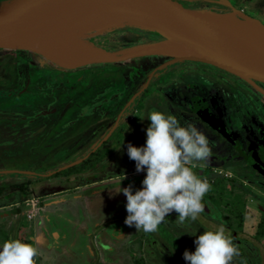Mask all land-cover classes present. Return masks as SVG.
<instances>
[{"label":"rangeland","instance_id":"1","mask_svg":"<svg viewBox=\"0 0 264 264\" xmlns=\"http://www.w3.org/2000/svg\"><path fill=\"white\" fill-rule=\"evenodd\" d=\"M4 1L0 0V5ZM166 1L192 9L238 11V14L250 15L264 24V0ZM161 38L152 28L138 25L99 36L110 50L150 44ZM142 56L145 55L128 60L134 61ZM129 63L120 59L64 68L31 49L0 48V170L4 169L0 171V243L8 239L32 243L36 248L34 264H88L93 259L99 264H186L182 253L185 249L194 250L195 235L222 224L225 234L231 238L237 220L233 217L234 209H239L243 214L241 227L248 233L238 235L239 245L245 252L239 254L233 245L236 253L229 264H247L246 259L252 264H264V236H254L260 217H264V183L257 182L255 173L244 175L243 166L229 159L217 161V164L206 162L213 173L207 176L210 189L205 194H211L219 202H212V215L186 219L184 223H180L175 215L173 223L162 222L167 225L164 228L166 233L159 237L155 231L145 232L127 225L121 239L95 236L93 255L86 247L80 252L73 246L77 241L76 230L72 227V220H75L73 209H81L85 215L93 214L91 220L98 225L97 233V230H103V224H107L109 212L106 211L114 208V201L105 200L109 194L104 188L95 194L93 201L80 196L73 199V191L84 187L82 184L87 173H79L77 179L72 174L73 168L69 164L76 158L72 136L77 130H84L83 134L88 135L89 123L104 118L106 113L118 111L132 92L145 83L147 70L143 68H138L140 78L130 82L129 70L133 68ZM214 70L212 65L200 60L172 61L155 73L156 79L150 85L155 88H150L152 92L147 94L144 102L147 106L165 102L169 93L175 103L190 107L193 99L189 100L188 94H193L200 104L198 108H201L200 97L204 95L201 88L188 89L187 85L191 81L212 84L210 76ZM221 87L228 102H235L234 97L240 104L264 100L259 99V96L264 97L262 92L236 75L223 72ZM107 102L116 104L109 110L105 106ZM253 108L256 107L252 106L251 110L248 107V113ZM174 112L178 119L182 117L178 109ZM244 113L247 115L245 109ZM126 114L132 122L144 117L145 111L129 109ZM231 122L234 121L229 124ZM234 123V126L238 125V121ZM80 140L85 141L84 137ZM144 142L132 144L140 146ZM128 143L125 141L121 149H126ZM249 153L257 158L254 149L251 148ZM126 159L128 169L135 168V162L127 153ZM194 163L196 165L199 161ZM216 174L220 178H212ZM114 191L117 189H110V193ZM121 196V201H126L123 193ZM76 229L82 232L85 226L81 223ZM193 231L194 235L188 234Z\"/></svg>","mask_w":264,"mask_h":264},{"label":"flooded vegetation","instance_id":"2","mask_svg":"<svg viewBox=\"0 0 264 264\" xmlns=\"http://www.w3.org/2000/svg\"><path fill=\"white\" fill-rule=\"evenodd\" d=\"M128 59L126 60L130 62L129 64L131 65V68H133V70H129L128 79L130 82H135L137 78H140L141 71H139L138 68H143L147 70L144 77L145 83L132 92L129 98L120 105L118 111L113 112L112 114L106 113L104 118L89 123L87 126L89 129L88 135L85 136L83 134L84 130H81L82 132L77 130L72 136V141L74 143L73 150L76 154V158L69 164L73 168L72 174H75L77 179L79 173H87V179L82 184L84 187H80V189L73 191V199H78L80 196L84 198L88 197L93 201L95 194L101 192L102 188H104L106 193L109 194L105 200L111 201V199H113L114 201V204H112L114 208L106 211L107 213L109 212L107 221H105L107 224H103V230H97V233L96 229L98 225L91 220L94 219V215L90 213L85 215L81 209H73L75 212V215H73L75 220H72V227L76 230L74 232L77 238V241L73 246L80 252L83 247H86L92 255L95 251V236L99 238L100 236L101 238L105 236L110 237L113 240H118L123 237L126 232V227L129 225L124 222L126 217L124 211L126 210V201H121L122 196L120 197V195L123 193L121 192V188L131 185L135 190L141 187V180L145 173L142 171L136 172L135 168L131 170L130 168L128 169V166H126V164H129L126 159L127 152L126 149H121V147L125 141H128L131 144L135 143V145L138 143L142 144V141L145 140V128L148 123H150L146 118L147 112L150 110L155 109L161 112L166 110V114L170 113L175 115L174 111L175 109H178L179 114H182V117L179 118L182 124L185 121L193 122L205 134L211 148L210 156L205 161H199L196 165H194L195 163L191 165L201 177L207 178L210 173H213V170L208 169L206 165L208 160L217 164V161L229 159L232 161L234 160L233 162H235V164H241V166H243L242 171L245 172L244 175L255 173V175L258 176L257 182L264 183V100L261 102L259 101L260 103L249 101L250 104L247 102L240 104L238 99L234 97L236 100L235 102H228L227 97H224L222 94V75L223 72L232 76H234V74L212 65L215 68L210 76L212 84H196L191 81L187 85L188 87L186 86L188 89L194 88L195 86L201 88L204 93V95L201 94L200 97V101L203 102L201 108H198L200 104L197 102L198 100L193 94H190V96L188 94L189 100L193 99L190 107H188V105L181 107L179 103H175L174 100H171V95L167 92V96H164L167 101L156 102L153 106H147L144 99L147 98V94L152 92L150 91V88H155L154 85L150 86L153 80L156 79L154 75L159 69L155 68L164 61H167L169 57L150 54L139 57L137 60L132 58L134 61ZM262 87L264 88V85H262ZM237 90H239V88H236V91ZM230 94L233 95L232 92H230ZM260 97L264 99L263 96H259V99ZM115 104L116 103L114 102H107L105 106L110 110ZM252 106L256 108H253L252 111L248 113V107L250 109ZM129 109H134L136 111L143 109L145 115L144 117L130 122L131 117L129 118L126 114ZM244 109L247 111V115L244 113ZM205 117L214 122L217 128L210 124ZM230 121H236V123L238 121V125L234 126V122H231V125L229 124ZM221 130H224L226 134ZM80 137H84V143L80 140ZM251 148L254 149L257 158H254V156L249 153ZM208 166L214 168L213 165ZM237 169L239 168L237 167ZM0 171H4V169H1ZM98 171L100 174L97 176L99 173ZM217 176L219 177L220 175L216 174L214 177L212 176V178L217 179ZM248 184L250 185L249 182ZM112 188H116L117 191L110 193V189ZM214 199L215 198L212 197L211 194L204 195L203 201L205 204V210L203 213L198 214V217L205 218L207 215L213 214L214 210L212 202L215 204L219 203L217 199ZM234 210L235 213L232 215L234 219L237 220L236 226L232 227L231 241L232 244L236 246L238 253L244 254L243 252H245V250L239 245L240 239H238V235L239 233H244L246 235L248 233H246L247 231L241 227L243 214L240 213L239 209ZM175 215H177L175 211L166 214V218L162 222H166V224L167 222L173 223L175 219L173 217ZM262 220H264L263 216L260 217L259 223ZM162 222L158 225V228L155 231L157 232L158 237L161 233H166L164 228L167 225H164ZM81 223L85 226V231L82 232L76 229ZM258 225L254 232V236H256ZM177 255L180 256V253H177ZM246 263L252 264L248 259H246ZM88 264L99 263L93 259ZM186 264H188L187 261Z\"/></svg>","mask_w":264,"mask_h":264},{"label":"clouds","instance_id":"3","mask_svg":"<svg viewBox=\"0 0 264 264\" xmlns=\"http://www.w3.org/2000/svg\"><path fill=\"white\" fill-rule=\"evenodd\" d=\"M146 118L145 142L126 145V152L135 162L136 172L145 173L141 187L121 188L126 203L124 222L145 232H154L175 211L184 223L194 220L205 210L203 197L210 189L206 177L191 166L209 158L211 148L205 134L190 121L183 124L173 114L150 110ZM194 235L195 231L188 233ZM193 251L185 249L183 259L189 264H229L236 249L225 234L224 225L195 235ZM36 248L32 243L8 239L0 243V264H34Z\"/></svg>","mask_w":264,"mask_h":264},{"label":"bare ground","instance_id":"4","mask_svg":"<svg viewBox=\"0 0 264 264\" xmlns=\"http://www.w3.org/2000/svg\"><path fill=\"white\" fill-rule=\"evenodd\" d=\"M196 11L234 48L264 59V28L255 17L206 8ZM131 25L155 29L146 19L121 10L108 0H80L62 14L22 30L11 41L64 68L102 62L134 50L175 58H198L196 53L173 41L110 50L99 39L100 35Z\"/></svg>","mask_w":264,"mask_h":264},{"label":"water","instance_id":"5","mask_svg":"<svg viewBox=\"0 0 264 264\" xmlns=\"http://www.w3.org/2000/svg\"><path fill=\"white\" fill-rule=\"evenodd\" d=\"M78 1L80 0H9L0 8V48H26L14 44L11 40L22 30L62 14ZM108 1L121 10L146 19L155 28L153 30L162 38L150 44L173 41L196 53L198 58L193 60L206 62L241 77L264 94L262 87L264 59L250 56L234 48L201 13L196 11L197 9L179 6L166 0ZM260 24L264 28V24L261 22ZM139 55L146 54L134 50L105 61L128 59ZM185 59L190 58L169 57L155 69L172 61ZM206 120L217 128L214 122L208 118ZM221 131L225 133L224 130Z\"/></svg>","mask_w":264,"mask_h":264},{"label":"trees","instance_id":"6","mask_svg":"<svg viewBox=\"0 0 264 264\" xmlns=\"http://www.w3.org/2000/svg\"><path fill=\"white\" fill-rule=\"evenodd\" d=\"M218 68V67H217ZM220 69V68H219ZM241 213V212H240ZM241 215V214H239ZM256 235H264V220H262L259 225H258V229L256 232ZM189 264V262H187Z\"/></svg>","mask_w":264,"mask_h":264}]
</instances>
